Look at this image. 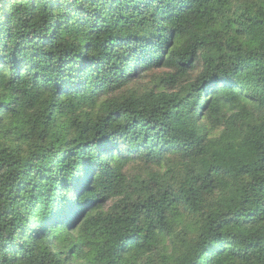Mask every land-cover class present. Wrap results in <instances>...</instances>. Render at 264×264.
Segmentation results:
<instances>
[{
  "label": "trees",
  "instance_id": "obj_1",
  "mask_svg": "<svg viewBox=\"0 0 264 264\" xmlns=\"http://www.w3.org/2000/svg\"><path fill=\"white\" fill-rule=\"evenodd\" d=\"M0 264H264V0H0Z\"/></svg>",
  "mask_w": 264,
  "mask_h": 264
}]
</instances>
